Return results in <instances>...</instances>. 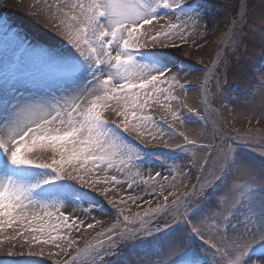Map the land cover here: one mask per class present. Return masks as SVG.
Returning <instances> with one entry per match:
<instances>
[{
    "label": "snow or ice",
    "instance_id": "1",
    "mask_svg": "<svg viewBox=\"0 0 264 264\" xmlns=\"http://www.w3.org/2000/svg\"><path fill=\"white\" fill-rule=\"evenodd\" d=\"M30 8L68 48L33 44L0 17V235L11 230L4 239L40 245L41 255L47 246L52 264H110L104 257L129 241L142 264H264V160H244L235 147L258 143L264 155V135H255L264 129L227 132L214 119L219 142L205 144L186 124L208 116L176 94L190 89L180 74L191 66L167 49L177 47L173 37L187 43L196 34L199 6L44 0ZM204 71L206 93L213 70ZM260 71L250 87L264 94ZM154 105L166 128L146 114ZM208 105L205 98L204 111ZM125 133L163 148L141 147ZM190 150L185 172L176 154ZM197 152L205 155L195 159ZM192 168L199 172L189 187ZM108 206L115 214L105 226L94 213L108 215ZM89 230L95 235L85 240Z\"/></svg>",
    "mask_w": 264,
    "mask_h": 264
},
{
    "label": "rangeland",
    "instance_id": "2",
    "mask_svg": "<svg viewBox=\"0 0 264 264\" xmlns=\"http://www.w3.org/2000/svg\"><path fill=\"white\" fill-rule=\"evenodd\" d=\"M191 2L199 6L200 12L196 34L190 37L187 43L178 37H173L177 47L167 49L173 54L174 59H179L185 65L191 66V70L187 74L183 72L180 74L181 84L189 82L194 71L198 69L204 72V76L206 67L210 66L213 70L209 74L206 93L204 90L199 91L198 88L194 93H188V91L185 93L179 88L177 89L176 94L185 103L196 105L198 111L208 116L207 123L198 121L186 124L187 129L193 130L190 135L200 133L203 143H218V138L213 141V120L221 118L227 132L238 129L240 133H245L249 128L264 129V119L261 118L264 116V108L261 107L264 94L258 91L255 86L250 87L254 80H260L262 75L260 70L264 68V63L260 62L264 58V22H261V15L264 13V0H191ZM32 4H39L43 7L44 0H0V17L5 18L11 26L33 44L60 50L68 48L66 41L46 22L45 17L42 14H34V10L30 8ZM230 28L234 29L233 34L230 38H226V42H222V37L226 32H229ZM156 47L161 46L156 45ZM205 98L209 101L208 111H204L202 107ZM173 105L175 106V102ZM217 109L219 116L216 115L215 110ZM183 111L186 112V109ZM146 114L152 115L163 127H167L161 119L163 111L158 106L154 105ZM167 119L171 121V116L169 115ZM258 120L259 123H257ZM180 130L185 129L181 128ZM125 135L130 142L141 147L163 148L162 142L154 141L148 135H144L142 138L135 133H125ZM255 135H264V132H257ZM164 139L168 140L169 137L165 135ZM178 142L180 141L175 139L169 140V143L172 144ZM235 147L240 153V158L244 160L257 165L264 160V155H261V146L258 143L240 142ZM191 151L186 154H176L183 157L176 160V163L185 172L188 171L186 165H189L193 159ZM203 155L205 152H197L195 159H200ZM169 162L171 163V160ZM155 170L161 171L164 175L168 174L166 170L159 167H156ZM198 172V168H192L191 176L186 181L189 187L195 182ZM182 190L187 191L188 189ZM108 208L110 213L108 215L94 213L98 219L104 222L105 226H110L114 220L115 209H112L111 206ZM210 209H216L215 203L208 205L205 211ZM10 232L11 230H8L0 235V241H2L0 242V264H52L48 256L51 249L43 246V255H41L42 246L40 245L30 246L22 238L13 241L4 239V236ZM94 235L95 232L89 230L84 235V239H91ZM82 243L83 241H81ZM202 247L200 241L197 240L194 243L195 249H202ZM114 251L115 253L120 252L121 255L113 264H142L144 259L143 253L139 249L133 248L131 241L119 244ZM111 256L113 255H107L104 259L107 260Z\"/></svg>",
    "mask_w": 264,
    "mask_h": 264
},
{
    "label": "bare ground",
    "instance_id": "3",
    "mask_svg": "<svg viewBox=\"0 0 264 264\" xmlns=\"http://www.w3.org/2000/svg\"><path fill=\"white\" fill-rule=\"evenodd\" d=\"M189 82H190V86L191 87L188 90V93L189 92L190 93H194V91H196V88H198L199 91H203V89L201 88V85L204 84V82H205L204 72L199 70V69L194 71V74H193V76H192V78H191V80ZM188 106L196 108V105L188 104Z\"/></svg>",
    "mask_w": 264,
    "mask_h": 264
}]
</instances>
